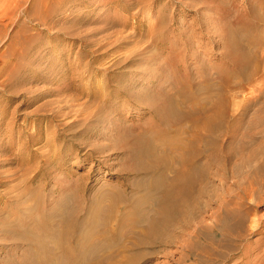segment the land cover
<instances>
[{"label":"rangeland","instance_id":"374dc122","mask_svg":"<svg viewBox=\"0 0 264 264\" xmlns=\"http://www.w3.org/2000/svg\"><path fill=\"white\" fill-rule=\"evenodd\" d=\"M226 29L248 45L251 63L244 73L226 55ZM185 35L195 43L193 56L184 53L195 77L200 62L221 66L235 86V112L250 98L254 108L262 105L264 0H0V264L31 256L26 241L8 238L3 221L29 220L30 230H37L36 216H85L96 202L106 209L118 185L130 199L149 193L141 175L122 167L131 138L141 130L161 145L165 130L152 105L164 93L181 98L183 79L162 68L168 47H180ZM215 80L211 92L219 90ZM203 90L197 91L200 99L208 96ZM250 224H258L259 232L236 246L248 245L252 258L264 264V204L252 212ZM185 235L174 237L175 244L143 249L137 264L242 261L239 248L225 261L231 250L222 240L204 239L206 250L184 251Z\"/></svg>","mask_w":264,"mask_h":264},{"label":"bare ground","instance_id":"6f19581e","mask_svg":"<svg viewBox=\"0 0 264 264\" xmlns=\"http://www.w3.org/2000/svg\"><path fill=\"white\" fill-rule=\"evenodd\" d=\"M224 35L232 68L244 73L251 63L248 45L236 40L228 29ZM186 36L181 48L179 44L168 47L162 68L182 77L181 98L164 93L162 100L152 105V114L165 130L159 131L163 134L161 145L149 138L146 129L127 145L128 165L126 162L122 170L141 175L149 193L130 199L124 193L126 188L118 185L106 209L96 202L86 209L85 216L78 213L59 220L47 213L36 216L37 230H30L29 220L3 221L11 232L8 238L21 244L26 241V248L31 249V256L18 264H137L143 249L148 253V248L169 245L182 233L187 237L179 244L191 254L208 248L204 239L218 245L222 240L231 250L226 262L234 259L239 248L243 258L236 264H263L262 258H252L248 245L238 247L236 242L260 230L258 224L256 229L249 225V217L264 204V102L254 108V98H250L235 112L230 100L235 86L221 66L218 69L200 62L195 73L202 79L196 80L184 54L191 50L193 56L195 43ZM217 77L219 90L216 87L218 91L211 92ZM197 89H207L208 96L198 98ZM263 94L264 90L260 96ZM170 129L172 134L167 133ZM145 200H152V208H142ZM126 237L132 240L126 243Z\"/></svg>","mask_w":264,"mask_h":264}]
</instances>
